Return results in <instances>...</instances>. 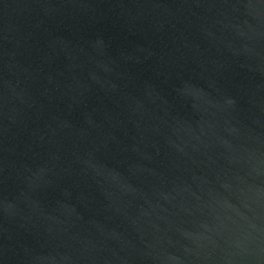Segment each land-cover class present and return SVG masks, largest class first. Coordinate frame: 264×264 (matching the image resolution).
I'll return each mask as SVG.
<instances>
[{"label":"water","instance_id":"obj_1","mask_svg":"<svg viewBox=\"0 0 264 264\" xmlns=\"http://www.w3.org/2000/svg\"><path fill=\"white\" fill-rule=\"evenodd\" d=\"M0 264H264V0H0Z\"/></svg>","mask_w":264,"mask_h":264}]
</instances>
